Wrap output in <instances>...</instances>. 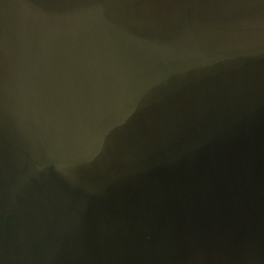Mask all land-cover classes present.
Returning <instances> with one entry per match:
<instances>
[{"label": "water", "instance_id": "95a60500", "mask_svg": "<svg viewBox=\"0 0 264 264\" xmlns=\"http://www.w3.org/2000/svg\"><path fill=\"white\" fill-rule=\"evenodd\" d=\"M0 264H264V0H0Z\"/></svg>", "mask_w": 264, "mask_h": 264}]
</instances>
